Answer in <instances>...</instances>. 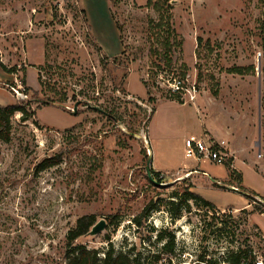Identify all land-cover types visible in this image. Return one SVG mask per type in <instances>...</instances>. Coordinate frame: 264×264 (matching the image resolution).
Returning a JSON list of instances; mask_svg holds the SVG:
<instances>
[{"label":"rangeland","instance_id":"374dc122","mask_svg":"<svg viewBox=\"0 0 264 264\" xmlns=\"http://www.w3.org/2000/svg\"><path fill=\"white\" fill-rule=\"evenodd\" d=\"M261 25L264 0H0V61L13 71L0 105L26 111L0 141V264H66L67 232L88 214L106 227L77 243L100 256L264 260ZM190 135L224 141L226 161L186 157ZM149 155L166 182L149 181ZM187 188L215 209L181 204Z\"/></svg>","mask_w":264,"mask_h":264},{"label":"trees","instance_id":"16d2710c","mask_svg":"<svg viewBox=\"0 0 264 264\" xmlns=\"http://www.w3.org/2000/svg\"><path fill=\"white\" fill-rule=\"evenodd\" d=\"M149 2V1H148ZM261 35L264 40V26L261 25ZM263 51H264V44H263ZM0 67L3 69V71L11 73L13 72L11 69L7 68L1 61H0ZM230 72H235L239 74H243L244 71L240 67L233 68ZM178 90L174 91V93H171L173 95H177ZM23 112L26 111L21 105L16 104H8V105H0V141L6 142L10 139L11 136V128H12V117L17 112ZM25 119H28L29 116L26 115L24 117ZM50 164H47L46 166H49ZM170 175H162L160 172L151 169V177H149V181L151 183L160 184L161 182H166L167 179H169ZM256 196V195H255ZM249 199L253 198L252 196H248ZM193 200L197 204H200L204 206L205 208H208L210 210L215 209V205L211 203L210 201L203 198L200 194L191 191L190 188L185 189V193L183 196V199L181 201V204H187V201ZM170 205H176L175 201L169 200L168 201ZM153 204L146 205L142 213L139 217H135L133 219L134 223L138 227H142L144 224V219L148 218L151 215V212L153 210ZM181 208V206H180ZM172 216L174 218H178L180 216V209H177L175 213H172ZM115 216L109 217V223H114L113 218ZM95 224V216L94 215H83L79 217L76 220V223L74 227H72L66 235V250H65V258H66V264H145L142 253L140 251H137L133 254L127 253V252H115L114 250H108L103 253L102 256L98 254L95 250L87 249L85 246H82L81 244L77 243V240L87 236L89 234V231L91 227ZM165 238H168L167 241L162 245L163 252L166 253H173L174 251V235L171 233H166L165 229L160 230L157 233L156 239L158 241H162ZM251 257V263L253 264L254 258ZM153 263L157 264L160 260V253H154L153 256ZM247 259L246 253L244 254V251L238 250L235 253H232L230 256H228L225 260V262L231 263V264H241L245 263ZM202 260L196 262L195 264H201ZM214 264V263H213ZM217 264V263H216Z\"/></svg>","mask_w":264,"mask_h":264},{"label":"built area","instance_id":"2783aa9c","mask_svg":"<svg viewBox=\"0 0 264 264\" xmlns=\"http://www.w3.org/2000/svg\"><path fill=\"white\" fill-rule=\"evenodd\" d=\"M175 88L176 89L173 91L182 88L180 81L175 83ZM184 144L185 156L188 158H194L196 160L208 159L219 164L226 161L227 154L222 152L221 149L223 148L224 141L215 144L213 142L206 141L204 138L190 135L185 138ZM253 264H264V260L260 257H256Z\"/></svg>","mask_w":264,"mask_h":264},{"label":"water","instance_id":"95a60500","mask_svg":"<svg viewBox=\"0 0 264 264\" xmlns=\"http://www.w3.org/2000/svg\"><path fill=\"white\" fill-rule=\"evenodd\" d=\"M257 67L258 69H260V58L258 59ZM76 108H77V103L75 104L74 109H73L74 114L76 113ZM150 159H151V156L149 155L148 162L146 165L147 174L149 177H151L150 167H149ZM105 227H106V221L104 219H101L100 221H98L91 227L89 231V235H97L99 232L103 231Z\"/></svg>","mask_w":264,"mask_h":264},{"label":"crops","instance_id":"0c3cea01","mask_svg":"<svg viewBox=\"0 0 264 264\" xmlns=\"http://www.w3.org/2000/svg\"><path fill=\"white\" fill-rule=\"evenodd\" d=\"M11 76H12L11 73H8V72L3 71V69L0 67V83H1L2 81H6V80L10 79ZM186 138H187V137H186ZM231 187H232V188H235L234 186H231ZM245 205H246V204H243V205H241V206H239V207H236L235 209L243 208Z\"/></svg>","mask_w":264,"mask_h":264}]
</instances>
